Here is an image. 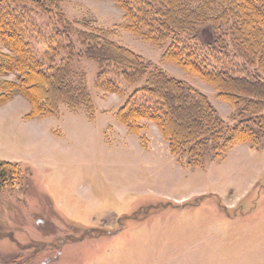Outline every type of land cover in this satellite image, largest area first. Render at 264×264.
<instances>
[{
  "label": "rangeland",
  "instance_id": "obj_1",
  "mask_svg": "<svg viewBox=\"0 0 264 264\" xmlns=\"http://www.w3.org/2000/svg\"><path fill=\"white\" fill-rule=\"evenodd\" d=\"M62 7L79 28L113 31L115 42L203 92L226 125L251 118L162 63L164 49L125 31L113 1ZM77 67L88 73L94 118L61 105L57 117L26 119L30 103L20 95L0 106V161L26 172L14 192H0V264H264V142L238 144L221 158L209 148L198 163L176 158L155 124L143 121L136 135L118 122L127 98L97 88L98 64ZM141 86L123 85L128 96Z\"/></svg>",
  "mask_w": 264,
  "mask_h": 264
},
{
  "label": "trees",
  "instance_id": "obj_2",
  "mask_svg": "<svg viewBox=\"0 0 264 264\" xmlns=\"http://www.w3.org/2000/svg\"><path fill=\"white\" fill-rule=\"evenodd\" d=\"M64 1L0 0V42L8 50L0 48V106L20 95L30 103L26 119L57 117L61 105L94 118L88 73L77 67L88 60L99 66V90L127 98L118 122L136 135L145 130L143 121L155 124L176 158L198 163L209 148L221 158L238 144L262 145L264 0H111L124 12L125 31L164 49L162 63L201 79L219 100L251 117L231 127L207 95L115 42L113 31L79 28ZM34 13L48 21L39 25ZM8 75L17 80H1ZM124 84L142 86L128 96ZM25 179L19 163L0 161V192H14Z\"/></svg>",
  "mask_w": 264,
  "mask_h": 264
}]
</instances>
